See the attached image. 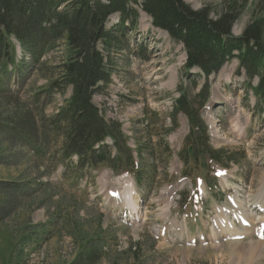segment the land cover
<instances>
[{
	"label": "rangeland",
	"instance_id": "rangeland-1",
	"mask_svg": "<svg viewBox=\"0 0 264 264\" xmlns=\"http://www.w3.org/2000/svg\"><path fill=\"white\" fill-rule=\"evenodd\" d=\"M184 1L195 10L209 8L217 17L228 0ZM237 1L244 10L232 33L240 36L254 19H264V0ZM139 14L126 50L112 54L116 61L111 83L94 96V104L107 120L122 124L131 148H151L153 183L138 189L132 174L116 175L103 166L77 182L63 176L66 168L52 157L59 137L50 144L51 156L41 162L12 143V132L1 126L9 116L30 112L37 119L49 118L70 97V89L65 94L44 92L59 78L58 68L66 59L62 44L46 60L47 69L26 65V80L17 86L21 74L16 72L9 80L12 88H0V211L5 216L0 223V264H89L93 249L102 254L95 264H264V250L256 254L248 245L253 239L264 243L257 235L236 239L245 246L238 248L233 240L215 241L212 230L219 216H225L224 209H235L233 198L250 201L248 207L258 203L264 178V112L255 108L256 98L237 60L209 78V96L199 98L206 79L197 69L191 75L186 72L183 45L155 28L148 15ZM118 22L113 16L106 28ZM180 88L200 108L213 150H223L233 162L192 160L185 174L178 154L189 133L188 119L179 116L176 130L171 121ZM30 128L33 131L34 125ZM239 130L246 131V137H240ZM29 183L33 195L16 201L14 195ZM130 185L136 211L129 206ZM261 212L256 210L257 218ZM250 219L254 225L255 218ZM235 248L240 250L235 253Z\"/></svg>",
	"mask_w": 264,
	"mask_h": 264
},
{
	"label": "trees",
	"instance_id": "trees-1",
	"mask_svg": "<svg viewBox=\"0 0 264 264\" xmlns=\"http://www.w3.org/2000/svg\"><path fill=\"white\" fill-rule=\"evenodd\" d=\"M243 10L237 0L224 2L217 17L209 8L195 10L184 0H0V88L8 92L7 88H12L9 80L16 72L21 74L17 86L26 80V65L47 69L46 60L50 61L51 53L63 44L66 59L57 66L59 78L44 92L65 94L71 90L70 97L49 118L37 119L27 112L9 116L1 126L12 132L14 145L39 162L51 156L50 144L59 137V148L52 157L66 168L63 176L77 182L103 166L116 175L132 174L138 189L148 187L156 176L153 152L148 150L151 148L148 144L131 148L122 124L107 120L94 104V96L111 83L116 61L112 54L126 50L128 34L137 29L142 11L155 28L183 45L186 72L191 75L193 70L201 71L206 83L199 98H208L209 78L237 60L248 90L256 98L255 108L264 112V19H254L240 36H235L232 30ZM113 16H118L119 22L107 29ZM179 92L171 121L176 130L179 116L188 119L189 133L178 154L185 174L192 160H212L221 165L226 160L233 162L223 150H213L200 108L184 88ZM34 192L32 183L26 184L14 195L15 200L27 199ZM2 213L0 223L5 218ZM100 251L90 252L89 264L102 259Z\"/></svg>",
	"mask_w": 264,
	"mask_h": 264
},
{
	"label": "bare ground",
	"instance_id": "bare-ground-1",
	"mask_svg": "<svg viewBox=\"0 0 264 264\" xmlns=\"http://www.w3.org/2000/svg\"><path fill=\"white\" fill-rule=\"evenodd\" d=\"M150 77L151 76H149V78ZM172 83L173 82L163 84L161 86V88L166 87V86H170V84H172ZM159 86H160V84H159ZM215 134L218 135V132H215ZM246 135H247L246 131L239 130V136L240 137L241 136L246 137ZM225 182H227V177L225 178ZM132 188H133V186L130 185V191L128 194V197L131 199V203H129V206L131 208L133 206V203H132V198H133L132 190L133 189ZM259 193L261 195L256 200V202H258V203H255L254 205H252L250 207H248L250 201L246 202L244 198H242L240 200L238 197H235L231 200V204L235 207V209L233 211H229L227 209H224L225 210V216H223V217L219 216L217 221L214 222L215 226L213 227L212 230L214 232L215 241L222 239V238H225V239L233 240V245H235L236 247H238V248L243 247L244 248L245 246H241L240 243H235V240L246 238L247 234L257 235L259 240H264V178L261 181ZM132 209H133V211H136L135 208H132ZM256 210L262 211L260 217H258V218L256 217L257 216ZM250 218H255V220H254L255 224L254 225L251 223L252 220ZM236 221L239 222L240 228H238L239 226L237 227ZM192 241L193 240H191L190 242H192ZM248 245H249L250 250H254V252L256 254L261 252L262 250H264V243L256 241L254 239L250 240L248 242ZM238 250H240V249L235 248V253H237ZM235 255H237V254H235ZM251 256H252V254H251ZM262 256H264V255H262Z\"/></svg>",
	"mask_w": 264,
	"mask_h": 264
}]
</instances>
